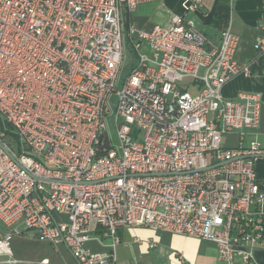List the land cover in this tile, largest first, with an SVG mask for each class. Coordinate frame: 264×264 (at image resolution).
<instances>
[{
	"label": "built area",
	"instance_id": "1",
	"mask_svg": "<svg viewBox=\"0 0 264 264\" xmlns=\"http://www.w3.org/2000/svg\"><path fill=\"white\" fill-rule=\"evenodd\" d=\"M150 1L0 0V264H26L10 249L25 231L63 245L77 264H116L128 226L212 243L224 264H255L264 133L263 143L242 140L259 124L260 98L221 95L247 71L235 59L239 38L230 20L217 44L184 20L202 0H182L183 14L166 26L124 25L125 13ZM124 43L135 64L116 89ZM255 48L264 52V38ZM112 93L118 148L104 124ZM233 133L241 144L225 148ZM102 239L106 250L91 251Z\"/></svg>",
	"mask_w": 264,
	"mask_h": 264
},
{
	"label": "crops",
	"instance_id": "2",
	"mask_svg": "<svg viewBox=\"0 0 264 264\" xmlns=\"http://www.w3.org/2000/svg\"><path fill=\"white\" fill-rule=\"evenodd\" d=\"M181 1L157 0L140 4L130 15L125 14L127 24L130 22L146 31L155 25L166 26L171 15L183 14ZM218 1L220 0H202V7L198 12L184 14V20H192L194 26L215 44L219 42L220 31L223 29V27L213 25V12ZM221 1L226 7V23L230 20L231 31L239 38L235 54L236 62L247 69L245 73L236 75L225 84L221 95L224 99H234L240 94L259 96V124L256 128L245 130L242 144L247 146L252 141L263 143L264 52L258 53L255 43L257 39L264 38V0ZM143 52L149 53L146 45L143 46ZM240 144L237 134L225 135L222 138V145L225 148H235ZM254 164L256 177L264 188V158H257ZM91 227L92 238L99 236L96 225L92 224ZM118 235L120 244L117 247L116 264H224L217 259L214 244L195 237L173 234L168 231H154L147 226L123 227L119 229ZM108 243L107 239H102L101 244L93 240L88 246L93 252H103ZM151 244L154 246L150 247ZM61 248L69 252L61 244L53 249L61 252ZM43 259L50 261L48 258L40 260ZM253 260L255 264H264V248H257L253 252ZM61 264H77V262L75 260L72 263L64 261ZM234 264L243 263L236 256Z\"/></svg>",
	"mask_w": 264,
	"mask_h": 264
},
{
	"label": "rangeland",
	"instance_id": "3",
	"mask_svg": "<svg viewBox=\"0 0 264 264\" xmlns=\"http://www.w3.org/2000/svg\"><path fill=\"white\" fill-rule=\"evenodd\" d=\"M134 63L135 58L133 53L129 47H127L126 43H124L122 65L115 82L116 89L121 88L124 77ZM116 102L117 98L115 94L112 93L107 99L104 124L109 142L113 147L118 148L119 142L114 122ZM4 141L16 152L19 151L17 139L13 135L8 134ZM10 249L15 259L25 262L26 264H34L42 258H48L51 262L58 264H61L64 261L67 263H72V261H74L69 252L62 250V248L61 252H56L50 245L35 239L33 232L31 231H25L22 235L15 236L10 242Z\"/></svg>",
	"mask_w": 264,
	"mask_h": 264
},
{
	"label": "trees",
	"instance_id": "4",
	"mask_svg": "<svg viewBox=\"0 0 264 264\" xmlns=\"http://www.w3.org/2000/svg\"><path fill=\"white\" fill-rule=\"evenodd\" d=\"M223 3L221 0L218 1L213 12V25L221 28L224 27L227 19L226 7ZM124 25H127V15L124 17Z\"/></svg>",
	"mask_w": 264,
	"mask_h": 264
},
{
	"label": "water",
	"instance_id": "5",
	"mask_svg": "<svg viewBox=\"0 0 264 264\" xmlns=\"http://www.w3.org/2000/svg\"><path fill=\"white\" fill-rule=\"evenodd\" d=\"M260 157H261V158H264V155L258 156V158H260ZM210 168H211V167H210Z\"/></svg>",
	"mask_w": 264,
	"mask_h": 264
}]
</instances>
